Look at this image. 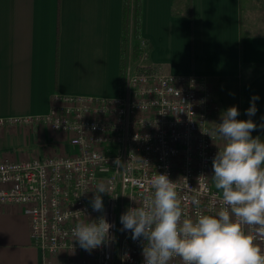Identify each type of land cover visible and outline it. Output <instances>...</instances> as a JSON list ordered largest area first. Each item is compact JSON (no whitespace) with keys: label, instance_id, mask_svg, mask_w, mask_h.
<instances>
[{"label":"built area","instance_id":"2783aa9c","mask_svg":"<svg viewBox=\"0 0 264 264\" xmlns=\"http://www.w3.org/2000/svg\"><path fill=\"white\" fill-rule=\"evenodd\" d=\"M139 48L138 59L127 62L122 92H53L42 114L0 116V127L42 126L76 148L0 160V204L15 205L28 216L29 238L41 264H144L140 242L121 231L119 218L127 207L152 196L149 180L157 172L175 184L185 216L195 219L222 206L211 171L226 142L215 131L221 119L213 116L220 106L211 84L204 76L148 64L143 39ZM117 157L125 163L120 170L113 164ZM101 182L110 189L102 194L103 213L92 211L89 203ZM101 216L114 225L110 242L85 251L72 229ZM241 228L264 251L260 226ZM169 264L183 261L174 257Z\"/></svg>","mask_w":264,"mask_h":264},{"label":"crops","instance_id":"0c3cea01","mask_svg":"<svg viewBox=\"0 0 264 264\" xmlns=\"http://www.w3.org/2000/svg\"><path fill=\"white\" fill-rule=\"evenodd\" d=\"M184 1H141L144 62L207 78L220 106L214 121L231 105L247 119L258 94L253 119L264 123V0L251 17L244 0H190L191 15L173 13ZM120 17L121 0H0V116L42 114L53 92L115 95ZM67 144L42 126L0 127V160L68 152ZM28 225L17 206L0 204V264H41Z\"/></svg>","mask_w":264,"mask_h":264},{"label":"clouds","instance_id":"9594fccd","mask_svg":"<svg viewBox=\"0 0 264 264\" xmlns=\"http://www.w3.org/2000/svg\"><path fill=\"white\" fill-rule=\"evenodd\" d=\"M259 99L258 94L250 97L244 110L247 119L238 118L237 105L220 112L215 131L226 143L212 159L211 175L222 196L218 211L195 219L185 216L175 184L166 173L157 172L149 180L152 196L120 215L121 231L130 232L131 239L140 242L144 264H169L174 257L183 264H264V251L241 228L242 224L259 225L264 232V137L252 135L258 128L264 130V123L253 119ZM113 164L117 170L125 167L119 157ZM109 191L102 182L95 186L89 201L92 211L104 212L102 194ZM112 227L101 216L76 224L72 233L79 246L91 252L107 246Z\"/></svg>","mask_w":264,"mask_h":264},{"label":"trees","instance_id":"16d2710c","mask_svg":"<svg viewBox=\"0 0 264 264\" xmlns=\"http://www.w3.org/2000/svg\"><path fill=\"white\" fill-rule=\"evenodd\" d=\"M142 0H121L120 17V48H119V72L117 90L122 92L125 81V69L128 60L136 61L140 52L142 40L140 32V12ZM243 0H240L242 4ZM173 13H186L191 15V1H184V8L178 6L172 9ZM242 34V30H241Z\"/></svg>","mask_w":264,"mask_h":264},{"label":"rangeland","instance_id":"374dc122","mask_svg":"<svg viewBox=\"0 0 264 264\" xmlns=\"http://www.w3.org/2000/svg\"><path fill=\"white\" fill-rule=\"evenodd\" d=\"M244 3H245V6H248V8L250 9L249 11V15H247L246 17H251V14L256 11V9H259L262 11L263 7H262V1L261 0H244ZM248 11L245 9V14L247 13ZM257 15V13H256ZM256 15L254 16V18H256ZM253 19V18H252ZM54 145V144H53ZM68 147L66 149V151L68 152H73L75 151V147L72 146L71 144H67ZM55 147L57 148V143L55 144ZM213 174V169L211 171V175ZM211 183H212V186L215 188V185H214V181L212 179V176H211ZM216 189V188H215Z\"/></svg>","mask_w":264,"mask_h":264}]
</instances>
